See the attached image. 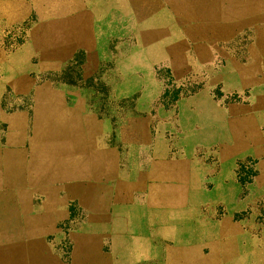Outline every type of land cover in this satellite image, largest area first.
<instances>
[{"label": "rangeland", "instance_id": "1", "mask_svg": "<svg viewBox=\"0 0 264 264\" xmlns=\"http://www.w3.org/2000/svg\"><path fill=\"white\" fill-rule=\"evenodd\" d=\"M46 1L0 0L10 15L0 20V80L30 66L35 81L74 91L120 163L106 191L85 182L78 190L69 175L59 190L33 191L14 167L0 184V264H264V0ZM24 3L63 14L46 28L79 48L58 68L22 54L43 34L34 12L22 18ZM24 82L0 87L2 148L28 147L33 89ZM164 162L178 163L175 192L186 177L200 180L173 225L211 226L201 242L167 230Z\"/></svg>", "mask_w": 264, "mask_h": 264}, {"label": "crops", "instance_id": "2", "mask_svg": "<svg viewBox=\"0 0 264 264\" xmlns=\"http://www.w3.org/2000/svg\"><path fill=\"white\" fill-rule=\"evenodd\" d=\"M52 2L46 1V5L52 6ZM11 3L5 2V8L9 7ZM25 6L27 9L23 11L22 18L28 17L34 12L37 16L40 30H42V25L43 34L41 33L42 35L38 34V37L30 38L29 42L22 47V54L52 57V60L48 63V65L51 64L49 68H58L62 57L72 56L79 48L78 44L72 46L73 44L71 42L64 46L61 42L62 39H57L56 33L46 28V24L50 21L56 19L63 20V14H60L58 7L56 9L54 7L52 8V15L44 16L43 5L37 7L40 9L33 12L31 4ZM3 9L4 5L0 2V20L9 21L10 15L8 11L4 13ZM67 40L69 41L70 38L67 37ZM1 51L0 54H2ZM4 55L5 57H9L14 56L15 53H4ZM6 67L3 70L4 72H6ZM42 67L43 65L41 63L35 66L37 71ZM7 72L9 75L5 79L0 80V87H8V85L15 87L17 86V81H26L20 85L26 87L28 92H31L33 89V110L32 119L26 117L23 120V128L26 127L29 130L28 147H24L23 149L21 147L19 149H9L0 146V184H3L5 181L8 182L10 177H14V167H17L23 169L24 176L32 184L30 189L33 191L47 192L59 190L58 185H62L63 181H67L64 179V176L68 175L70 176V183L78 186V190H84L82 184L85 182L88 183L87 186L94 185V190L96 185L102 184V188L106 191L105 188H107L108 180L104 179L110 176L112 169L118 168L120 163L119 149L104 142L106 133L102 128V123L85 114L82 106L84 103L80 96L74 93V91L67 90L62 86H56L42 80L35 81L30 76L32 72L30 66H22L16 71L7 70ZM16 161L18 164H16ZM64 162H72V165L69 164L67 166L66 163L64 166ZM177 164L164 162L159 167L161 168V181L167 177V182L166 184L161 183L158 186L167 192L164 198L166 199L167 207L168 202L171 203L167 212L172 221L169 223L167 230L173 232L191 231L195 235H198L195 239H199L198 241L201 242V237L204 233H207L211 226H201L198 223L192 226L190 224L192 220L188 222L191 225L189 228L177 229L173 225L180 223L178 221L180 214L187 216L185 211L190 210L187 208L189 204L186 205L187 201L191 199L190 191H196L200 194L199 190L201 188L199 178L191 179L190 177H186L181 182L182 192H175L179 188V182H177L176 176H174ZM70 166L72 168L71 171H63L64 167ZM3 171L5 172L1 174ZM182 172L185 173V170L183 169ZM5 178L6 180H4ZM144 188H139L138 190H143ZM215 191H217L216 188L214 189ZM7 197L9 198L8 195ZM11 198L14 197L12 196ZM220 198L222 199L221 196H217L214 193L215 200ZM179 199L182 200L181 205H178ZM149 201L152 203L153 198H150ZM125 202H127L126 206H131L134 203L130 198ZM199 204L201 203L196 199L194 206ZM150 209H153V207L150 206ZM184 221H186L185 218ZM221 231V228H219L218 232ZM212 240L213 237L206 238V241H208L206 244L207 247L211 246ZM173 243L175 246H179L181 240L178 239L173 241ZM187 243L188 238L184 234L181 244L184 247L187 246Z\"/></svg>", "mask_w": 264, "mask_h": 264}]
</instances>
